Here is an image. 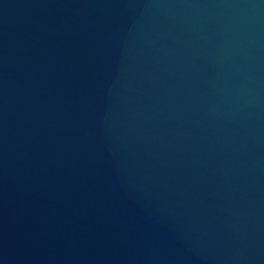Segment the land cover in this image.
<instances>
[{
    "label": "water",
    "instance_id": "water-1",
    "mask_svg": "<svg viewBox=\"0 0 264 264\" xmlns=\"http://www.w3.org/2000/svg\"><path fill=\"white\" fill-rule=\"evenodd\" d=\"M0 264H264V0H0Z\"/></svg>",
    "mask_w": 264,
    "mask_h": 264
}]
</instances>
